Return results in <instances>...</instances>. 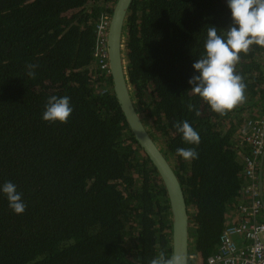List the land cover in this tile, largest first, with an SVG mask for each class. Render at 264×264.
<instances>
[{
  "label": "trees",
  "instance_id": "1",
  "mask_svg": "<svg viewBox=\"0 0 264 264\" xmlns=\"http://www.w3.org/2000/svg\"><path fill=\"white\" fill-rule=\"evenodd\" d=\"M114 1L0 0V184L14 183L26 205L17 214L0 193V264H150L160 252L171 256L164 185L124 119L108 66L94 55L96 23ZM230 23L226 0H132L124 27L133 99L178 176L189 251L203 260L249 182L245 122L264 105V46L240 53L234 72L244 99L232 109L214 112L190 88L207 29L220 34ZM53 94L69 97L66 122L41 118ZM181 121L199 144L181 139L174 127ZM180 147L197 157L182 159Z\"/></svg>",
  "mask_w": 264,
  "mask_h": 264
},
{
  "label": "clouds",
  "instance_id": "2",
  "mask_svg": "<svg viewBox=\"0 0 264 264\" xmlns=\"http://www.w3.org/2000/svg\"><path fill=\"white\" fill-rule=\"evenodd\" d=\"M230 10L231 23L220 34L212 25L206 32L204 53L200 59L194 60V74L188 83L194 94L205 101L214 112L223 114L244 99L245 88L240 75L234 72V66L240 59V53H246L253 44L264 46V0H226ZM34 65H29V75ZM192 105H189L191 110ZM72 112L68 96L50 95L46 99L41 118L46 121L66 122ZM181 139L189 145H197L200 137L187 121L174 124ZM176 154L184 160L197 157L193 147H180ZM0 193L8 201L13 212L20 214L26 205L16 185L10 181L0 184ZM178 255L165 256L160 252L150 264H181Z\"/></svg>",
  "mask_w": 264,
  "mask_h": 264
},
{
  "label": "water",
  "instance_id": "3",
  "mask_svg": "<svg viewBox=\"0 0 264 264\" xmlns=\"http://www.w3.org/2000/svg\"><path fill=\"white\" fill-rule=\"evenodd\" d=\"M131 2L132 0H115L109 16L106 53L112 91L133 137L155 167L164 185L169 206L171 255L181 256V264H188V214L183 189L171 160L149 132L142 113L135 104L127 78L124 27ZM258 180L264 212V151L259 160Z\"/></svg>",
  "mask_w": 264,
  "mask_h": 264
},
{
  "label": "built area",
  "instance_id": "4",
  "mask_svg": "<svg viewBox=\"0 0 264 264\" xmlns=\"http://www.w3.org/2000/svg\"><path fill=\"white\" fill-rule=\"evenodd\" d=\"M109 16L100 17L95 26L99 46L94 55L101 67H107ZM261 111L262 114L245 122L250 131L244 132L243 139L250 151L243 157L242 175L249 182L241 188L238 200L229 211L228 222L220 232L215 251L205 260L199 253L188 251V264H264V212L258 185L259 160L264 151V105Z\"/></svg>",
  "mask_w": 264,
  "mask_h": 264
}]
</instances>
